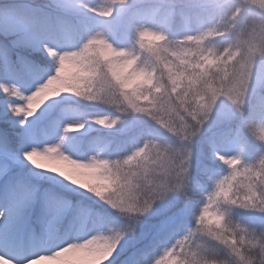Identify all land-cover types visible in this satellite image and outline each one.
I'll list each match as a JSON object with an SVG mask.
<instances>
[{"label":"clouds","instance_id":"1","mask_svg":"<svg viewBox=\"0 0 264 264\" xmlns=\"http://www.w3.org/2000/svg\"><path fill=\"white\" fill-rule=\"evenodd\" d=\"M0 264H264V0H0Z\"/></svg>","mask_w":264,"mask_h":264}]
</instances>
